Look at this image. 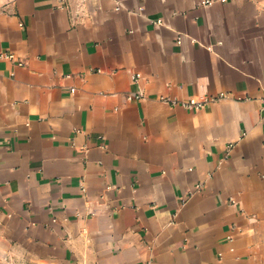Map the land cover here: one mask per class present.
<instances>
[{
	"label": "crops",
	"instance_id": "obj_1",
	"mask_svg": "<svg viewBox=\"0 0 264 264\" xmlns=\"http://www.w3.org/2000/svg\"><path fill=\"white\" fill-rule=\"evenodd\" d=\"M202 1L0 0V264H264V0Z\"/></svg>",
	"mask_w": 264,
	"mask_h": 264
},
{
	"label": "built area",
	"instance_id": "obj_2",
	"mask_svg": "<svg viewBox=\"0 0 264 264\" xmlns=\"http://www.w3.org/2000/svg\"><path fill=\"white\" fill-rule=\"evenodd\" d=\"M215 0H203L202 4L203 5H209L212 4ZM220 1H227V0H220ZM162 19H158L155 21L156 24H162ZM182 41V34L180 33V35L178 36V42L181 43ZM0 57H8V58H12V59H16L15 55L13 53H6V52H1L0 53ZM17 63L19 65H23L24 61L17 59ZM140 77V73H136L135 75H133L134 79H138ZM71 91L74 92L75 88H71ZM227 96V93H219L217 95H210L207 97H204L202 99H197L196 97H189L187 99H179V98H174V97H170V96H162V100L166 101L167 103L171 104V105H181L182 107L186 108V109H199L204 107L207 103L209 102H213V101H217L220 98H223ZM143 97V93L139 92L136 95H129V99H140ZM259 102H260V107L262 112H264V85H262L261 87V95L259 97Z\"/></svg>",
	"mask_w": 264,
	"mask_h": 264
}]
</instances>
